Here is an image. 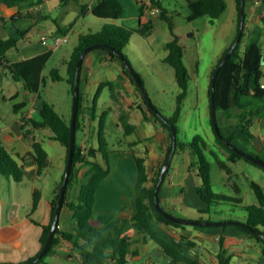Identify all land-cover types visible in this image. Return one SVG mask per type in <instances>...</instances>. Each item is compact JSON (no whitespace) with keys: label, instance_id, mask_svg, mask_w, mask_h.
Wrapping results in <instances>:
<instances>
[{"label":"trees","instance_id":"16d2710c","mask_svg":"<svg viewBox=\"0 0 264 264\" xmlns=\"http://www.w3.org/2000/svg\"><path fill=\"white\" fill-rule=\"evenodd\" d=\"M66 2L67 0H61ZM152 3L159 8L158 18L164 19L168 22L169 28L172 33V38L165 44L164 48L167 53L163 58V61L173 67L175 78L179 86V93L176 99V105L172 114L166 116L160 113L153 112L145 102L137 84L136 89L140 92L143 106L141 107L144 116L147 117V112L150 113L152 119H155L158 124L166 128L169 132L170 140L167 144V150L162 163L158 166L155 176L151 179V184L148 185V173L145 165L144 156H135L137 166V178L135 182V209L133 214L129 218L120 219L121 229L119 233L114 234L112 231L104 232L100 229L101 224H106L112 221L116 216L102 215L95 212V194L98 185L101 180L105 178L110 172V165L108 154L106 152L107 139L105 136V129L107 127L106 112H102L98 116L97 126V144L95 147H88L86 155L80 153V145H78L75 138L74 153L72 158L71 170L67 182L65 196L62 206L66 205L71 210V218L73 225L71 230L56 227L55 234L52 238L50 246L46 253L35 262L34 260L38 252L27 260L18 262L16 264H49L43 262L45 257L53 251L54 247L59 243L61 239L67 240L71 244V248L79 253L81 264H126L130 255L135 254L133 245L138 241H132L131 231L134 230L136 234H142L144 239L150 238L157 246L163 251V257L169 258L170 261L167 264H200L196 257L191 255V251L196 249V241L188 238L187 236H181L176 239L163 228V226L182 227L185 224L173 222L171 219L162 215L155 206V185L158 181L161 167L164 163L170 165L168 160L169 154L175 153L178 146V126L177 122L181 117V106L183 99L186 96L188 82L190 79L187 66L184 60V48L179 42L177 35L172 29V16L168 14L165 8H162L160 2L152 0ZM189 13L186 15L187 19L192 20L197 17L207 15L211 23L225 11L227 6V0H186ZM241 3H243L241 12ZM39 2L37 0H0V11L4 14H22L36 17V14L30 10L31 7L37 6ZM245 6L246 0H237V12H238V24L237 30H239L240 19H245ZM141 10H144L141 8ZM125 7L121 0H97V4L92 9L94 15L102 18H109L111 20H117L124 14ZM260 19L263 22L264 27V14L260 15ZM154 23L152 19H148L142 22L138 28L126 27L123 24L117 22H111L104 24L99 31L95 33H88L79 37L78 43L74 46L71 56L67 62V82L70 86V92L74 94L75 83L78 84V108L75 120L76 131L80 128V116L82 114V93L80 91V69L82 60L77 67V60L80 54L86 47H100L95 44L103 43L116 50L122 51L133 33L146 37L153 32ZM61 28L59 31L61 32ZM28 29H18L14 35L3 37L0 35V63L6 60V52L12 48L17 47L18 41ZM243 32V31H242ZM236 39V38H235ZM234 39V41H235ZM233 41V42H234ZM233 44V43H232ZM228 46L221 56L216 61L212 68L211 75L215 71L216 67L222 60L224 54L232 46ZM106 50L113 58L119 59V57L108 47H100ZM239 41L232 49L229 57L223 62L216 75L215 80V115L218 122V127L222 137L228 141L231 145L240 148L235 140L241 135L248 136L252 141H255L257 147L256 153H251L264 160V140L258 135L252 133L253 121L252 118H264V84L260 82V79L264 75V51L260 42V33H254L250 39L246 42L242 53H239ZM86 50L84 54L87 52ZM49 53L41 54L37 57V66L42 64L48 58ZM16 64H11V69ZM124 65V64H123ZM128 73V70L125 68ZM53 79L60 78L56 69L51 70ZM132 80V78H131ZM26 84L29 88L36 90L37 86L32 85L27 79ZM106 85H111L110 82H102L98 85L91 105L87 106L90 109V113H94L96 107V100ZM211 93V78L208 88V96L210 98ZM20 105L14 104V109H17ZM239 108L238 120L236 129L231 130L228 134H225L218 121V112L220 110L229 112L231 108ZM39 119H30L31 127L26 129L24 134L30 138L32 151L28 154V158L33 159L37 165L36 174L40 175L48 166L49 159L48 154L40 140H37L35 136L30 135L32 129L49 128L51 130V137L61 142L66 148V157L68 154V145L70 137V122L66 121L54 108V106L42 100L39 108ZM212 124V122H211ZM175 127L176 141L173 148L171 126ZM213 128V125H212ZM134 125L130 122H125L124 130L126 133L133 131ZM214 130V128H213ZM217 142L225 149V157L221 159L219 155L209 148V144L201 134L194 135L186 146L189 148L190 153V165L196 167L197 175L200 178V183L197 185L196 190L200 199L207 205L206 212L221 202L233 201L241 204L242 196H240V186L236 182V174L232 169L231 163L236 162L239 159H244L252 164L260 166L253 161L241 155L231 145L225 143L217 133L215 132ZM207 151L213 156L214 163L220 168L224 169L228 174V183L233 188L235 194H225L222 192H216L212 188V174L211 167L212 162L207 156ZM245 151V150H243ZM247 152V151H245ZM97 153L101 154V160L98 158ZM249 153V152H248ZM78 164L88 166L86 172V179L82 181L78 192L75 197L68 200V190L72 183L77 181L78 177ZM262 167V166H260ZM263 168V167H262ZM264 169V168H263ZM168 172L166 169L165 175L158 186L156 199L159 202L158 191L162 186L165 176ZM24 165L22 162L14 158L2 144L0 139V175L11 177L14 181L20 182L24 178ZM63 178V176H62ZM62 178L58 185L54 189L53 198L50 200V218L46 224H41L42 231L39 236L40 248L44 244L47 235L50 230V226L53 220V213L55 209L56 200L59 194ZM249 186L252 188L255 194V202L243 205L246 211V218L244 221H237L239 226L247 233V235L253 238L261 247V256L259 262L264 261V188L256 180L250 179ZM40 191L37 188H33L32 209H35L40 199ZM118 219V217H116ZM119 220V219H118ZM234 221V220H232ZM221 222L227 223L228 220H221ZM60 223V222H59ZM40 250V249H39ZM225 251L220 249L217 253V264H228V259L224 258ZM0 264H13L11 262H0Z\"/></svg>","mask_w":264,"mask_h":264},{"label":"crops","instance_id":"0c3cea01","mask_svg":"<svg viewBox=\"0 0 264 264\" xmlns=\"http://www.w3.org/2000/svg\"><path fill=\"white\" fill-rule=\"evenodd\" d=\"M37 1L39 2L37 5L38 8L33 12L36 14V12L40 10V18H37V16L34 17L22 14L8 15L0 11L1 36L7 37L14 35L18 29H28L18 41L17 47L8 50L6 52V60L0 63V102H6L9 100L12 104L11 114H8L6 117L0 114V139L7 151L14 158L23 163L25 171L23 180L28 179L32 183L30 189V209L27 212L20 214L19 218L15 219L13 222H7L0 225V262L5 263H18L25 261L36 254L40 249L39 236L42 231L41 224H46L50 218L49 202L53 198L55 187L58 185L64 174L66 148L61 142L51 137L52 133L49 128L32 129L30 135L35 136L37 140L41 141L47 151L49 159V166L40 175H37L36 163L33 161L31 164H27L29 160H33L28 158V154L32 151V147L30 138L24 134V131L30 129V119L40 118L39 108L42 100L51 103L56 111L66 121L70 122L73 95L70 92V86L66 80L67 62L74 46L79 41V37L88 33H95L99 31L104 24H109L111 22H117L118 24H123L130 28H138L142 22L147 21L149 18L152 19L155 25L156 18H158L157 15H151L138 0H121L125 7V11L117 20L94 15L92 9L97 4V0H74V3H71V0H67L66 2L59 0L60 6H56L54 3L55 0ZM157 1H159L161 7L165 8L166 12L170 14L166 6L163 4V0ZM182 1L185 3L183 11L185 12V15H187L189 10L186 0ZM255 5L259 6L258 13L260 14H258V16L264 14V0H256V2L246 0V18V13L254 8ZM141 8L144 10H141ZM59 28L62 29L61 32L59 31ZM61 33H68L69 39L67 42L71 41L73 48H67V50L62 53L59 67L54 66L51 68V70H57L60 78L57 80L53 79L51 70L50 75L53 81L64 82V85L60 88V95L58 97L51 94L52 91L49 92L48 96L46 95L44 97L41 95L42 85L45 84L44 70L52 58L54 49L57 50L59 47L52 48L50 40L43 43L41 36H52ZM49 52L50 54L46 61L42 66L38 67L37 57ZM11 64H16L13 69L10 67ZM123 64L124 63L120 58L116 59L111 57L106 50L100 47L90 48L84 54L80 69L79 82L80 91L82 93L83 108L82 114L79 118L80 128L76 131L75 138L80 146L85 143L88 147L91 146L96 148L98 146V116L102 112H106L107 125L108 117L111 115L117 121L116 124L119 125V123H121L123 129L125 122L132 123L134 129L130 133L138 132L142 135L131 140L129 143L136 144L144 141L148 142L146 148L148 153L145 154L144 157L149 179L148 185H150L151 179L155 176L158 166L162 163L165 157L167 143L170 140L169 132L166 128L158 124L155 119H152L150 113L147 112V117L144 116L141 109L143 106L141 94L136 89V84L132 76L129 72L127 73L125 71L126 67ZM27 79L32 85L37 86L36 90L27 86ZM106 81L110 82L111 85H106L102 88L96 100L94 113L91 114L89 107H87L90 106L92 102V100H89V94L95 87L97 89L100 83ZM105 88L110 91V103L106 108L99 109L98 99ZM126 96H131L132 99H126ZM14 104L20 106L17 109H14ZM148 128L150 131H148ZM48 145H50L52 149H49ZM97 155L99 158L100 154L97 153ZM135 156L141 155H134V161L131 159L132 169L130 175L133 177V183L136 182L137 178ZM240 160L241 159L234 163H237ZM184 161L183 169L180 171L174 169L169 171L171 164L168 167L165 180L158 191L159 204L162 208L176 216L188 219L216 221L234 220L241 222L245 220L246 215L243 217H212V208L209 212H206L207 205L200 199L196 190V187L199 184L197 178L194 187L198 199L187 201L185 204L183 203L185 210H179L172 199H185L186 181L190 184L192 174L198 176L196 167L190 165V153L189 159ZM193 167L194 169H192ZM78 168L86 171L88 166L78 164ZM111 175L112 172L110 169L109 174L101 181L108 180ZM113 180L114 179H112L111 182H113ZM76 183L77 181L72 183L69 187L68 200L74 198L76 195ZM105 184L103 191L100 189L101 185H98L97 187L94 203L95 212L102 215L116 216L119 220L129 218L135 209V195L130 196L126 194L121 187H112L113 183H111V187L108 183ZM33 188H37L41 194L38 205L35 209L31 208ZM187 189L190 190V187L188 186ZM99 202H101L100 207L98 206ZM190 209H196L193 212H197L198 214H191L192 212ZM202 214L208 215L204 216ZM65 218H71V210L66 205L61 208L59 227L69 230ZM70 220L72 227L73 220L72 218ZM110 222L101 224L100 229H102L103 226L110 224ZM163 228L170 234V236L176 239H179L181 236H187L188 238L195 240L196 249L192 250L190 253L197 258L200 264H217V253L221 248L225 251L224 258L228 259V264H231L234 257H237V259L233 260V264H264V261L259 262L261 247L253 238L249 237L237 223L221 222L218 224H185L182 227L163 226ZM120 229L102 230L104 232L112 231L114 234H117ZM130 239H132L133 242H138L133 245L135 254L130 255L127 263L145 255L148 256L146 264H151L153 260V264H160L165 260L163 257V251L161 252V249L150 238L144 239L142 234H136V232L132 230ZM68 251H70L68 253L70 257L74 252L80 260L79 253L73 250L70 242L64 239H61L50 253L58 255ZM43 262L51 264L45 259Z\"/></svg>","mask_w":264,"mask_h":264},{"label":"rangeland","instance_id":"374dc122","mask_svg":"<svg viewBox=\"0 0 264 264\" xmlns=\"http://www.w3.org/2000/svg\"><path fill=\"white\" fill-rule=\"evenodd\" d=\"M256 2V0H251ZM56 6H60L59 0H55ZM74 3V0H71ZM163 4L172 16V29L177 35L179 42L184 48V60L190 76L186 96L183 99L181 106V117L177 122L178 126V141L179 146L175 153H170L171 167L169 171L183 169L184 160L189 159V148L186 146L194 135L201 134L207 140L209 148L214 150L221 159L225 157V149L217 142L215 131L211 124L210 114V98L208 96V88L210 84L211 71L216 61L230 46L238 35V12L236 9V0H227L225 11L211 23L207 15L197 17L195 19H187L183 7L185 3L182 0H163ZM256 6V5H255ZM248 11L246 21H243V32L239 41V53H242L244 46L248 39L256 33H260V42L264 51V27L263 22L258 16V7L256 6ZM254 9V10H253ZM244 18V17H243ZM172 38V33L168 22L161 18H156L153 32L146 37L133 33L125 49H123L125 57L128 59L134 71L139 75L141 82L147 92L151 103L163 115L172 114L176 105L177 95L180 91L177 84L174 69L168 63L163 61L167 51L164 44ZM72 40V39H71ZM58 48V47H57ZM72 49L71 41L65 42L52 53V58L44 70L45 84L42 85V96H48L49 92L54 96L60 95V88L64 82H56L51 79L50 70L52 67L60 66L61 55L64 51ZM66 84V82H65ZM136 86V85H135ZM96 87L89 94V100H92ZM126 99H132L131 96H126ZM110 103V91L103 89L99 99V109H104ZM239 108L233 107L227 113L222 110L218 112V121L222 131L228 134L231 130L236 129L238 120ZM12 113V104L9 100L0 102V114L7 116ZM252 133L262 137L264 140V118L253 119ZM116 120L111 116L108 117V125L106 127L107 145L106 152L108 154L109 165L112 172L108 180L101 181V191L104 190L105 183L111 187L118 186L126 192V194L133 196L134 186L133 177L130 175L132 169V161L134 155L144 156L148 152L147 141L130 144L129 142L136 139L142 134L133 132L126 134L121 123L116 124ZM148 127V126H147ZM148 131L149 128H148ZM149 134V133H147ZM140 138V137H139ZM146 140V139H145ZM96 141V139H95ZM235 143L243 150L249 153H256L257 147L255 141H252L248 136L241 135L236 138ZM168 144V143H167ZM49 149H52L48 145ZM167 150V147H166ZM207 156L212 162V188L216 192L225 194H235L233 188L228 183L227 172L214 163L213 156L207 151ZM101 160V154L99 155ZM232 164V163H231ZM194 169V167L192 168ZM232 169L236 174V182L240 186V196H242L241 204L233 201L221 202L212 207V217L217 216H237L243 217L246 211L243 205L255 202V194L249 186V180L253 179L259 182L264 188V169L260 166L252 164L244 159L232 164ZM76 192L86 179V172L84 170L78 171ZM115 177V178H114ZM200 178L198 176H191V182L185 183V199H172L175 206L185 210V202L194 201L198 199L195 191V181ZM113 180V182H111ZM10 182V185H9ZM31 181L25 179L21 182L14 181L11 177L0 175V225L7 222H13L18 219L20 214L27 212L30 209L31 198ZM188 186L190 190H188ZM98 206H101L99 202ZM191 214H198L193 212L196 209H190ZM207 216L208 214H202ZM66 225L69 230L71 227V218H65ZM121 228V221L116 217L112 219L110 224L102 227L103 230H118ZM70 251L63 252L58 255L49 253L45 260L51 264H81L76 253L68 255ZM148 256H142L131 260L127 264H146ZM237 259L234 257L231 261ZM154 261V260H153ZM153 261L151 264H153ZM43 264V263H40Z\"/></svg>","mask_w":264,"mask_h":264},{"label":"water","instance_id":"95a60500","mask_svg":"<svg viewBox=\"0 0 264 264\" xmlns=\"http://www.w3.org/2000/svg\"><path fill=\"white\" fill-rule=\"evenodd\" d=\"M242 7H243V3H241V12H242ZM40 14V10H38L36 12V16L37 18H40L39 16ZM243 21L244 18L241 17L240 19V25H239V30H238V35L235 39V41L233 42L232 46L230 47V49L224 54L222 60L220 61V63L218 64V66L216 67L215 71L213 72L212 76H211V93H210V114H211V122L214 128V131L217 133V135L223 139V141H225V143L231 145L228 141H226L219 130L218 127V122L216 119V115H215V80H216V75L217 72L219 71L220 67L222 66L223 62L229 57L232 49L235 47V45L237 44L238 40L241 37L242 31H243ZM96 46H100V47H108L110 50H112L119 58L120 60L124 63L126 69L128 70L129 74L132 76L134 82L137 84L145 102L147 103L148 107L155 113L157 112V109L154 107V105L151 103L147 92L141 82V79L139 77V75L134 71V69L132 68L131 64L129 63L128 59L125 57L124 53L122 51L116 50L112 47L107 46L106 44L103 43H98L95 44ZM91 47H86L84 49V51L80 54L78 60H77V67L79 66L81 60L83 59L84 56V52L88 49H90ZM260 82L262 84H264V75L263 77L260 79ZM77 108H78V84L75 83L74 86V94H73V102H72V111H71V119H70V137H69V145H68V154H67V159H66V164H65V170H64V174H63V178H62V182L60 185V190H59V194L56 200V204H55V209H54V213H53V220L50 226V230L49 233L47 235V238L44 242V244L42 245V247L40 248L37 257L32 260L30 263L35 262L37 259L41 258L46 251L48 250L50 243L52 241V238L55 234V230L56 227L59 225V218H60V212H61V208H62V204H63V200H64V196H65V191H66V187H67V182H68V178H69V173L71 170V165H72V158H73V153H74V145H75V135H76V128H75V120H76V115H77ZM171 134H172V145L173 148L175 146V141H176V131H175V127L172 125L171 126ZM231 147L233 149H235L237 152H239L241 155H244L246 158H248L249 160L253 161L254 163L262 166L264 168V160L251 154L248 152H245L239 148H237L236 146L231 145ZM171 159V156L169 154L168 156V160ZM33 162V160H29L27 162V164H31ZM168 168V163H164L161 167L160 170V174L158 177V181L155 185V191H154V196H155V206L157 208V210L164 215L166 218L171 219L173 222L176 223H180V224H218L221 223V221H216V220H198V219H188V218H184V217H179L176 216L168 211H166L164 208L161 207V205L159 204V202L156 199V195H157V190H158V186L161 183L166 169ZM230 223H239L237 221H228ZM162 252V250H161ZM170 261L169 258L165 259L164 261H162L160 264H166ZM16 264V263H13ZM20 264H24V263H20Z\"/></svg>","mask_w":264,"mask_h":264},{"label":"built area","instance_id":"2783aa9c","mask_svg":"<svg viewBox=\"0 0 264 264\" xmlns=\"http://www.w3.org/2000/svg\"><path fill=\"white\" fill-rule=\"evenodd\" d=\"M143 7L146 8V10L149 11L151 15H158L159 13V8L158 6L154 5L152 3V0H138ZM38 7L34 6L31 7V11H35ZM69 39L68 33H61V34H56V35H42L41 40L43 43H46L48 40L51 42V47L52 48H57L61 46L63 43L67 42ZM88 152V146L84 143L83 145L80 146V153L82 155H86Z\"/></svg>","mask_w":264,"mask_h":264}]
</instances>
